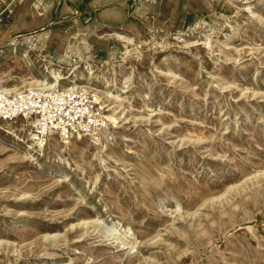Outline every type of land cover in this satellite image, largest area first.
I'll return each mask as SVG.
<instances>
[{
	"label": "rangeland",
	"instance_id": "374dc122",
	"mask_svg": "<svg viewBox=\"0 0 264 264\" xmlns=\"http://www.w3.org/2000/svg\"><path fill=\"white\" fill-rule=\"evenodd\" d=\"M29 4L56 19L12 33L6 0L0 60L33 47L3 84L61 68L108 126L42 147L0 128V264H264V0Z\"/></svg>",
	"mask_w": 264,
	"mask_h": 264
},
{
	"label": "built area",
	"instance_id": "2783aa9c",
	"mask_svg": "<svg viewBox=\"0 0 264 264\" xmlns=\"http://www.w3.org/2000/svg\"><path fill=\"white\" fill-rule=\"evenodd\" d=\"M6 10L0 12V22ZM2 52L0 46V56ZM18 121L31 126L30 138L37 143L45 142L51 135L65 141L90 136L108 126L100 103L85 89H25L8 93L0 84V128Z\"/></svg>",
	"mask_w": 264,
	"mask_h": 264
},
{
	"label": "bare ground",
	"instance_id": "6f19581e",
	"mask_svg": "<svg viewBox=\"0 0 264 264\" xmlns=\"http://www.w3.org/2000/svg\"><path fill=\"white\" fill-rule=\"evenodd\" d=\"M18 3L21 4L20 6L17 5L18 8H20V11L15 16V23L8 26L9 31L19 30V29L25 28L27 26H32L33 28L40 27L44 24H47L50 20L52 21V19H53L51 14H50L51 13L50 10L45 9L44 12H40L39 10L35 9L33 7V5L29 4V0H18ZM120 27L131 28L127 24H122ZM54 30H56V27H54ZM119 36L123 38V36H121L120 34H119ZM128 41L133 43L134 39L130 38V39H128ZM32 47L33 46H29V45L27 46V48L22 47L21 40H19L18 38L13 39L12 42L10 43V47L6 50L5 56L0 61L2 62L4 60H6L12 54L21 55L22 59H24V60L27 58L29 59V54L31 52ZM20 48H22L21 51H19ZM1 62H0V76H3L6 74V72L2 71ZM18 64H21V62H18ZM86 68L88 69V72H89L90 78H91L93 76V72H92L93 68L89 67V66ZM85 76L86 75L84 73H81L80 79L81 80H87ZM15 78H17V77H15ZM78 80L72 79L68 76H65L63 73V70L61 68L51 67L48 64H46L45 72H44L43 76H41V77H30V78L23 79V80H21V83H23L21 86L16 84L12 87H5L3 84L4 81L2 78H0V84L3 85V88L8 93L17 92V91L22 90L23 88L31 89V90L32 89H38V90H45V91H49V90H58V91H60V90H75V89H79V88L87 90L89 88L86 86H82L81 85L82 83L81 84L78 83ZM63 81H66V83L68 84L67 87H63V88L61 87V82H63ZM93 90L96 92V94H94V96L96 97V101L101 104V101H100V97H101L100 93L101 92H99L95 89H93ZM104 107L102 106V108H104ZM109 110H113V107H111ZM111 114L114 115V113H111ZM51 136H54V135H51ZM79 138H81V137H79ZM95 138H98V137H95ZM97 141H99V140H96V142ZM37 144L40 147H42L43 146L42 140H41V142H39ZM32 148H33L32 145H29V149H32Z\"/></svg>",
	"mask_w": 264,
	"mask_h": 264
},
{
	"label": "crops",
	"instance_id": "0c3cea01",
	"mask_svg": "<svg viewBox=\"0 0 264 264\" xmlns=\"http://www.w3.org/2000/svg\"><path fill=\"white\" fill-rule=\"evenodd\" d=\"M69 1V3H70V5L73 7V11L70 13V14H68V16H70L71 14H73L75 11H77V10H82V8L84 7V6H87V4L86 3H90L91 4V0H82V3H81V5H79L75 0H68ZM144 1H150V2H154V1H156V0H144ZM5 2H6V0H0V12L2 11V10H4V9H6L3 5L5 4ZM127 6V10H126V8H125V11L128 13L129 11H128V7L130 6V0H127V4H126ZM39 9H37V10H39L40 11V9H42V6H41V4L39 5ZM103 7V6H102ZM98 8H99V6H98ZM43 10V9H42ZM41 10V11H42ZM20 11V8H18V6H17V8H16V11L15 12H13L14 13V15L16 16V13L18 14V12ZM14 16V17H15ZM67 16V15H66ZM56 18H53L52 19V21L50 20L47 24H44V25H42V26H40V27H36V28H33L32 26H27V27H25V28H22V29H19V30H12L13 32H20V31H29V30H38V29H42V28H46V27H48L54 20H55ZM101 20H103V19H101ZM15 23V19H14V22L12 23V24H14ZM107 25H109V26H111V27H113L112 25H110V24H108L107 23ZM8 26H10V25H8ZM11 31V32H12ZM12 32V33H13Z\"/></svg>",
	"mask_w": 264,
	"mask_h": 264
}]
</instances>
